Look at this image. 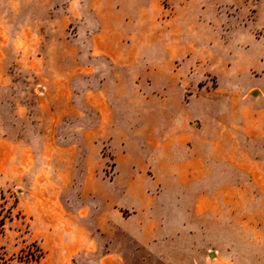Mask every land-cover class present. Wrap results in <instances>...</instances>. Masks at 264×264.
<instances>
[{"label":"rangeland","instance_id":"obj_1","mask_svg":"<svg viewBox=\"0 0 264 264\" xmlns=\"http://www.w3.org/2000/svg\"><path fill=\"white\" fill-rule=\"evenodd\" d=\"M0 264H264V0H0Z\"/></svg>","mask_w":264,"mask_h":264}]
</instances>
